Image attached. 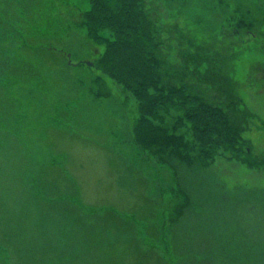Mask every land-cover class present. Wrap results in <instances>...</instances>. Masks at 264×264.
I'll return each instance as SVG.
<instances>
[{"label":"rangeland","instance_id":"374dc122","mask_svg":"<svg viewBox=\"0 0 264 264\" xmlns=\"http://www.w3.org/2000/svg\"><path fill=\"white\" fill-rule=\"evenodd\" d=\"M148 1L171 54L178 24L233 56L244 145L260 162L264 0ZM89 7L0 0V264H264V165L201 157L188 124L176 133L191 163L146 151L136 98L98 67ZM179 113L163 126L174 131Z\"/></svg>","mask_w":264,"mask_h":264},{"label":"trees","instance_id":"16d2710c","mask_svg":"<svg viewBox=\"0 0 264 264\" xmlns=\"http://www.w3.org/2000/svg\"><path fill=\"white\" fill-rule=\"evenodd\" d=\"M87 1L88 34L105 45L98 67L136 98L140 110L136 141L146 151L191 163L184 137L176 133L188 124L201 157L213 160L230 153L250 167L264 165V159L256 160L244 145L243 124L249 112L231 76L233 56L215 54L210 46L184 34L178 24L173 26L178 48L171 54L173 46L162 37L163 25H168L161 23L148 0ZM20 77L25 78L24 73ZM172 110L180 112L173 121L174 131L163 126ZM103 212L114 222L129 220L114 210ZM141 263L140 259L137 264Z\"/></svg>","mask_w":264,"mask_h":264},{"label":"water","instance_id":"95a60500","mask_svg":"<svg viewBox=\"0 0 264 264\" xmlns=\"http://www.w3.org/2000/svg\"><path fill=\"white\" fill-rule=\"evenodd\" d=\"M68 56L70 57V54ZM88 63H90V62H88ZM90 64H92V62Z\"/></svg>","mask_w":264,"mask_h":264}]
</instances>
